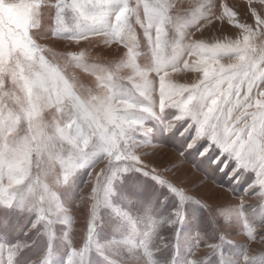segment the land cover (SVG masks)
I'll return each mask as SVG.
<instances>
[{"label":"snow or ice","instance_id":"6c2138e0","mask_svg":"<svg viewBox=\"0 0 264 264\" xmlns=\"http://www.w3.org/2000/svg\"><path fill=\"white\" fill-rule=\"evenodd\" d=\"M146 120L155 121L152 139L188 137L178 151L183 161L192 150L201 161L215 150L212 165L227 157L220 172L233 161L229 176L252 170L255 184L223 205L213 203L211 186L189 194L183 161L165 159V148L149 142ZM117 161L150 174L180 203L168 215L139 220L114 209L135 235L99 242L97 193ZM86 164L93 171L72 212L54 187ZM248 196L264 211V0H0V205L35 213L32 227L40 225L49 242L55 225L66 226L65 264H89L93 252L109 264H177L175 239L161 233L179 232L186 200L209 210L216 239L197 231L183 264H264V216L259 226L243 219ZM234 218L238 256L222 251ZM201 246L210 250L203 258ZM26 248L0 243V264H17ZM164 249L172 250L167 257ZM32 264H49L48 252Z\"/></svg>","mask_w":264,"mask_h":264},{"label":"rangeland","instance_id":"374dc122","mask_svg":"<svg viewBox=\"0 0 264 264\" xmlns=\"http://www.w3.org/2000/svg\"><path fill=\"white\" fill-rule=\"evenodd\" d=\"M187 2L195 4L196 0H187ZM138 32L142 41L140 46V62L147 65L151 62V55L147 44L143 42L142 29L138 28ZM213 34L216 35V33ZM195 78L196 75L193 74V79ZM8 88H11L10 81ZM5 90L7 91L8 89ZM46 119H50V116H46ZM154 124L155 121L152 120H146L144 123L145 127L153 129L152 133L148 134L149 142L165 148V159L176 157L177 165H179L183 161V158L179 156L178 151L183 149V141L188 139V137L176 139L174 143H168L163 138L152 139V136L155 135ZM218 154V151L214 150L201 161L197 158L196 150L186 153L187 161H183L180 173L181 176L187 174L184 182L185 190L189 194L195 193L199 196L204 194L205 187L211 186L214 194L218 193V195H215L213 203H220L221 205L235 203L240 197L245 196V191L250 185L255 184V173L252 170L241 169L234 176L230 177L229 173L235 167L233 161H230L224 171L220 172V166L227 157H221L216 165H212L211 160ZM192 164L196 165V169ZM114 165L115 174L109 173L111 179L108 180L106 177L105 182L100 186L97 193V214L93 221V233L99 242L111 239L120 240L125 236L131 238L129 234L135 235L136 227L132 226L128 220L119 216L114 209L126 212L128 216L139 220L146 216L160 218L168 215L180 203L175 193L171 192L165 185L159 184L150 174L146 175L143 170L131 167V162L117 161L114 162ZM92 171L93 167L86 164L83 167L75 169L65 183L54 187L57 199L62 207L72 212L78 211L79 201ZM159 171L165 178H168L169 173L164 172L163 169H159ZM202 175L206 176L207 179L204 178L198 183L192 184V181L197 180ZM236 176H239L240 179L236 180ZM127 177H134L135 183H128L126 181ZM41 179L43 182H47L45 178L41 177ZM189 185L191 186L189 187ZM220 185H224L229 191L226 188H221ZM246 199H248V203L243 210V219L259 226L261 217L264 216V211L257 206L254 196H248ZM182 210L184 212V222L180 225L179 232L175 236L170 231H163L161 233L166 241L168 239H175L177 244V248L175 249L177 264H183L187 254V247L191 242L192 236L197 231L204 233L210 240L216 239L215 233L210 226L209 210L202 203H198L196 200H186L182 206ZM73 215L78 217V213H74ZM35 220L36 214L33 212L21 211L0 205V243L21 241L28 244V248L18 258L17 264H32V261H34L41 251L48 252L49 264H65L68 245L67 241L63 238V233L66 230V226L61 224L55 225L53 239L49 242L43 236L40 225H37L35 229L32 227ZM239 224L240 220L234 218L232 224L224 229L229 236L222 246V251L236 256L241 254L237 246L240 231ZM138 227L143 228L144 224L141 223ZM38 230H40V235H37ZM74 231L77 233L75 238L78 239L80 229L74 227ZM171 251V249H164L162 253L167 257ZM209 251V249L203 246L196 250L197 255H200L202 258ZM255 254L259 256L261 253L257 250ZM89 264H109V262L99 253L93 252L90 253Z\"/></svg>","mask_w":264,"mask_h":264}]
</instances>
